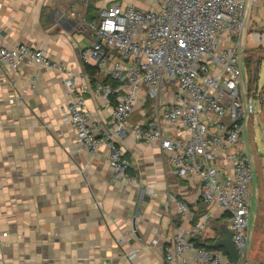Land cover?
Returning a JSON list of instances; mask_svg holds the SVG:
<instances>
[{
	"label": "crops",
	"instance_id": "crops-1",
	"mask_svg": "<svg viewBox=\"0 0 264 264\" xmlns=\"http://www.w3.org/2000/svg\"><path fill=\"white\" fill-rule=\"evenodd\" d=\"M114 2L120 0H0V45L29 44L73 71L76 93L102 128L110 125L115 96L94 92L109 79L88 67L93 64L82 51L93 42L89 24ZM259 3L248 0L245 13L244 39L252 53L264 46V0ZM251 60L257 68L262 59ZM64 79L31 61L15 70L0 64V264H165V247L179 227L205 220L204 232L194 236L200 246L224 236L222 230L214 235L210 225L220 220L228 226L227 214L202 203L198 182L178 176L158 142L138 141L128 132L115 143L131 161L127 177L114 173L109 145L80 148L76 131L63 121ZM172 96L167 91L164 103L171 104ZM151 102L137 103L132 125L151 118ZM245 130L242 150L250 153ZM167 132L185 135L183 129ZM254 191L255 183L252 197ZM177 200L189 204L185 215Z\"/></svg>",
	"mask_w": 264,
	"mask_h": 264
},
{
	"label": "built area",
	"instance_id": "built-area-1",
	"mask_svg": "<svg viewBox=\"0 0 264 264\" xmlns=\"http://www.w3.org/2000/svg\"><path fill=\"white\" fill-rule=\"evenodd\" d=\"M148 1L146 9L111 3L89 24L93 42L82 51L83 59L109 79L94 92L115 96L107 127L91 122L83 95L76 93V74L41 50L25 43L0 45V64L15 70L21 61H31L64 73L68 102L63 121L76 131L80 148L110 146L116 176L127 177L131 167L115 144L130 132L138 141L158 142L175 173L198 182L202 203L216 204L227 214L237 261L222 249L196 243L195 234L207 226L204 220L173 233L165 264H249L254 169L242 142L246 122L257 108L255 91H243L248 0ZM252 1L260 6V0ZM170 90L173 101L165 104ZM142 98L152 101L153 114L132 125L131 115ZM169 129H183L185 135L170 134ZM177 206L182 215L189 209L184 200H177Z\"/></svg>",
	"mask_w": 264,
	"mask_h": 264
},
{
	"label": "rangeland",
	"instance_id": "rangeland-1",
	"mask_svg": "<svg viewBox=\"0 0 264 264\" xmlns=\"http://www.w3.org/2000/svg\"><path fill=\"white\" fill-rule=\"evenodd\" d=\"M120 2L124 5L133 4L141 9H146L150 6L147 0H120ZM259 11L263 12L262 9ZM259 49L260 51L255 53H252L251 50L247 52L249 64L246 72L250 92L254 93L255 89L257 108L254 118L251 119L253 122L250 120L246 122L245 131L247 135L245 134L246 141L244 142L245 148L251 154L255 183L254 195L250 201V242L248 253L251 264L264 263V46H260ZM251 57L262 59L260 60V66L254 68L251 63ZM248 82L245 77L246 86ZM223 224H226V221L224 223L220 220L211 222L210 226L214 231V235L218 236L220 234L221 225Z\"/></svg>",
	"mask_w": 264,
	"mask_h": 264
},
{
	"label": "water",
	"instance_id": "water-1",
	"mask_svg": "<svg viewBox=\"0 0 264 264\" xmlns=\"http://www.w3.org/2000/svg\"><path fill=\"white\" fill-rule=\"evenodd\" d=\"M221 230L223 231L224 236L208 247L213 249H224L229 258L235 262L238 259V253L233 241L232 231L226 224L221 225Z\"/></svg>",
	"mask_w": 264,
	"mask_h": 264
},
{
	"label": "trees",
	"instance_id": "trees-1",
	"mask_svg": "<svg viewBox=\"0 0 264 264\" xmlns=\"http://www.w3.org/2000/svg\"><path fill=\"white\" fill-rule=\"evenodd\" d=\"M88 67L95 69V67H94V66H90V65H89ZM198 245H199V244H198Z\"/></svg>",
	"mask_w": 264,
	"mask_h": 264
}]
</instances>
